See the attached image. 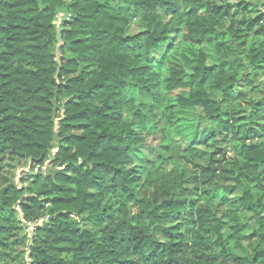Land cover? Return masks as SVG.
<instances>
[{"label":"trees","instance_id":"trees-1","mask_svg":"<svg viewBox=\"0 0 264 264\" xmlns=\"http://www.w3.org/2000/svg\"><path fill=\"white\" fill-rule=\"evenodd\" d=\"M0 264H264V0H0Z\"/></svg>","mask_w":264,"mask_h":264},{"label":"rangeland","instance_id":"rangeland-1","mask_svg":"<svg viewBox=\"0 0 264 264\" xmlns=\"http://www.w3.org/2000/svg\"><path fill=\"white\" fill-rule=\"evenodd\" d=\"M63 18H64V16L62 14H59L57 16V19H56V26L57 27L61 26ZM143 30H144V28H143L141 22L139 21V19L136 18V17H133L131 22H130L129 28L126 31V33H127V35H132L133 36V35H136V34L142 32ZM140 100H142V99H140ZM154 137H157V135H155L153 137L149 136L147 138V143H146V146H145L146 151L149 152V150H150L153 154H155L154 148H155V145L157 144V142L155 140L156 138H154ZM55 150H56V148L54 147V150H53L52 153H54ZM10 165H11L12 169L7 168L8 171H9V174L7 176L8 177L10 176V178L13 181H18V179L21 178V177L24 178V175L29 172L28 171V164H26L25 162L18 163V162L14 161V162H10ZM43 172L45 174L52 173V171L49 168H43ZM23 231L17 232V236L18 237L16 239H18L24 233ZM24 246L25 245H23L22 247H19L18 251L22 250L24 248Z\"/></svg>","mask_w":264,"mask_h":264},{"label":"built area","instance_id":"built-area-1","mask_svg":"<svg viewBox=\"0 0 264 264\" xmlns=\"http://www.w3.org/2000/svg\"><path fill=\"white\" fill-rule=\"evenodd\" d=\"M33 228L27 229L26 232L28 233V235H30L33 232Z\"/></svg>","mask_w":264,"mask_h":264},{"label":"water","instance_id":"water-1","mask_svg":"<svg viewBox=\"0 0 264 264\" xmlns=\"http://www.w3.org/2000/svg\"><path fill=\"white\" fill-rule=\"evenodd\" d=\"M151 236L153 237V233L151 234Z\"/></svg>","mask_w":264,"mask_h":264}]
</instances>
